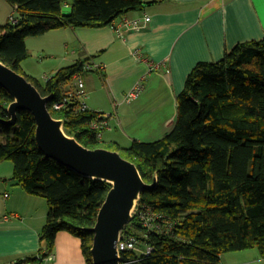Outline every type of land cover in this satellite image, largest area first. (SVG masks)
Returning a JSON list of instances; mask_svg holds the SVG:
<instances>
[{
  "label": "trees",
  "instance_id": "1",
  "mask_svg": "<svg viewBox=\"0 0 264 264\" xmlns=\"http://www.w3.org/2000/svg\"><path fill=\"white\" fill-rule=\"evenodd\" d=\"M8 1L19 15L0 26V59L51 96L49 108L64 121L69 135L89 148L118 151L137 165L146 182L157 180L138 200L152 228L138 212L122 231L138 238V250L140 244L144 247L141 253L122 250L121 264H226L224 255L253 248L264 257V38L240 42L218 61L198 62L178 95L173 129L157 140L135 139L130 147H122L101 141L90 127L100 112L76 109L80 101L75 99L54 107L74 91L75 86L64 90V85L74 82L77 73L83 76L90 58L57 70L44 84L24 72L22 63L29 57V36L62 27L112 26L145 2ZM68 3L71 10L65 12ZM12 100L0 87V160L12 161L16 183L47 201L38 257L53 251L57 233L66 230L81 238L86 263L94 264V235L88 228L95 225L111 184L46 157L36 142L30 112L19 111L15 124L2 122L11 117ZM148 246L154 248L151 253H146Z\"/></svg>",
  "mask_w": 264,
  "mask_h": 264
},
{
  "label": "crops",
  "instance_id": "2",
  "mask_svg": "<svg viewBox=\"0 0 264 264\" xmlns=\"http://www.w3.org/2000/svg\"><path fill=\"white\" fill-rule=\"evenodd\" d=\"M143 1V8L114 21L118 27L124 17L150 16L139 29L62 27L33 36V53H50L46 59H51L52 72L86 58L98 66L83 72L82 100L90 110L111 114L103 141L122 147H130L135 139L157 140L173 129L178 95L198 62L218 61L240 42L264 38V0ZM69 4L65 12H70ZM138 47L144 58L162 62L161 67L150 69L134 54ZM138 84L141 90L129 97ZM74 86L71 81L64 90ZM3 163L0 160V264H37L47 201L26 192ZM53 254L50 264H87L81 238L66 230L57 233ZM225 263L264 264V257L253 248L232 254Z\"/></svg>",
  "mask_w": 264,
  "mask_h": 264
},
{
  "label": "water",
  "instance_id": "3",
  "mask_svg": "<svg viewBox=\"0 0 264 264\" xmlns=\"http://www.w3.org/2000/svg\"><path fill=\"white\" fill-rule=\"evenodd\" d=\"M0 87L13 97L8 106L15 124L19 111L30 112L36 121V142L46 157H51L76 172L109 182L111 188L103 202L94 226L91 254L94 264H121L118 249L121 233L133 218V209L144 190L156 186L146 182L137 165L118 151L105 147L89 148L69 135L64 121L53 116L49 95H43L27 77L0 59Z\"/></svg>",
  "mask_w": 264,
  "mask_h": 264
},
{
  "label": "built area",
  "instance_id": "4",
  "mask_svg": "<svg viewBox=\"0 0 264 264\" xmlns=\"http://www.w3.org/2000/svg\"><path fill=\"white\" fill-rule=\"evenodd\" d=\"M13 18V17H12ZM151 19L150 16H145L144 18H123L121 26H116L115 24H112V27L117 30L119 32L120 27H125L128 28L129 30L131 29H139L141 27H144L147 22H149ZM14 20V18H13ZM134 54L136 56H139L140 59L144 60L147 62L148 66L150 69H156L161 67L162 62H157L148 58H144V56H142V48H136L134 50ZM85 69L88 70H95L97 69V65L95 63L92 62H86L84 64ZM74 84H75V89L74 91H69V97H66L65 99H63L62 101L56 102L54 104V107L57 109L62 108L66 102L70 99H75L80 101L79 105L76 107V109L78 110H86L89 109L88 105L86 104V102H84L82 100V97L85 94V79L84 77L80 74L77 73L74 76ZM142 85L138 84L134 90L132 92L129 93V97H134L136 94H138V92L141 90ZM111 116L110 113H99L98 116L96 118H93L90 121V127L95 129L97 131V137L99 139H102V135L103 132L105 130H107L110 126H109V117ZM140 213V217L143 220V224L148 227V228H152V223L150 222L149 219L146 218V214L140 212L139 208H138V201L133 209V215L135 213ZM118 249L121 252L122 250L125 249H133V250H138L139 249V240L137 237L135 236H129V235H123L121 233V237H120V241L118 243ZM154 248L151 246H148L146 248V253H151L152 250ZM55 259V255L53 254V251H46L45 254L41 255L40 257H38V261L37 264H50L53 260Z\"/></svg>",
  "mask_w": 264,
  "mask_h": 264
},
{
  "label": "rangeland",
  "instance_id": "5",
  "mask_svg": "<svg viewBox=\"0 0 264 264\" xmlns=\"http://www.w3.org/2000/svg\"><path fill=\"white\" fill-rule=\"evenodd\" d=\"M18 15L19 13L16 10L14 5H12L8 0H0V26L6 24L8 21L11 22L12 20L11 16L18 17ZM33 40H36L35 38L33 39V36H29L26 38V42L29 48V57L23 61V65L25 66V69H27L30 75L32 76L34 75L36 79H38L39 81L42 82V84H44L45 83L44 79L55 73V72H52L51 70L53 68V66L51 65V59H46V57H51V54L48 52H44V51H38V52L33 53ZM44 58H45V61H43ZM103 137L104 136H102V138ZM100 140L103 141V139H100ZM3 164L6 167H8V171H11L13 175L12 161L5 160ZM135 232L139 236L143 234V232L138 229H136ZM142 245L140 244L141 249L136 252L141 253V250L143 249L142 247H144ZM232 254H235V253L233 252L228 253L227 255H224V256L225 258H227V260H230V257H232Z\"/></svg>",
  "mask_w": 264,
  "mask_h": 264
}]
</instances>
